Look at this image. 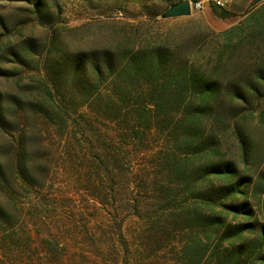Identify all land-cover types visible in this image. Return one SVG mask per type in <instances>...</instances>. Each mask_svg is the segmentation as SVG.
<instances>
[{
  "label": "rangeland",
  "instance_id": "obj_1",
  "mask_svg": "<svg viewBox=\"0 0 264 264\" xmlns=\"http://www.w3.org/2000/svg\"><path fill=\"white\" fill-rule=\"evenodd\" d=\"M173 1L0 0V264H185L183 243L202 233L192 219L208 220L212 209L223 215L217 235L225 240L209 242L197 264H217L235 246L248 250L264 229L262 98L236 102L228 129L210 136L236 179L245 177L237 197L209 192L216 179L169 182L163 165L172 152L155 119L137 139L101 113L114 74L97 81L94 68L105 59L116 73L126 48L161 44L175 65L206 68L227 37L250 32L262 6L228 16L203 0L187 16L162 18ZM242 106L253 115L242 119ZM231 119L242 126L244 153ZM243 202L248 219L233 209ZM246 223L253 232L231 244Z\"/></svg>",
  "mask_w": 264,
  "mask_h": 264
},
{
  "label": "trees",
  "instance_id": "obj_2",
  "mask_svg": "<svg viewBox=\"0 0 264 264\" xmlns=\"http://www.w3.org/2000/svg\"><path fill=\"white\" fill-rule=\"evenodd\" d=\"M177 1L169 3V6ZM250 18L256 20L250 32L245 36L240 34L235 39L227 37L222 54L211 60L206 68L193 61L175 65L170 47L163 48L161 44L126 48L123 62L116 73L108 59H105L103 69L100 66L94 68L97 81L104 74H114L109 99L103 100L101 110L108 121L128 124V130L137 139L140 138L139 131L150 129L153 119L157 122L156 126L166 127L172 153L165 158L163 166L169 182L193 175L202 180L216 179L220 185L216 188L210 186L209 192L216 196L221 193L222 196L230 194L233 197L243 193L241 186L247 185L244 183L245 177L236 179L238 171L235 166L217 155V141L210 140V136L215 132L224 134L228 129L230 118H227V114L239 108L236 102L247 103L248 99L262 98L259 114L264 117V49L261 50L260 45L256 44L257 41L264 43V5ZM246 43L249 46L245 52ZM255 46L261 51L259 55L253 51ZM142 99L146 100L140 105ZM247 108L240 107L242 119L253 115V110ZM258 108L253 107L254 110ZM232 121L234 137L244 153L242 126L238 120ZM182 153L196 154L199 159L194 162L190 158H180ZM233 209L245 213V219L252 217L253 212L246 209L244 202ZM192 220L202 233L183 243L179 256L185 264L202 261L209 242H215L217 248L225 240L223 235H217L220 226L224 225L221 212L212 209L208 220L198 215ZM253 224L240 225L234 231L237 236L229 239L231 244L236 240L243 241L244 232H253ZM248 247V250H244L243 245L235 246L229 255H224L225 259L217 257V264H264V229Z\"/></svg>",
  "mask_w": 264,
  "mask_h": 264
},
{
  "label": "crops",
  "instance_id": "obj_3",
  "mask_svg": "<svg viewBox=\"0 0 264 264\" xmlns=\"http://www.w3.org/2000/svg\"><path fill=\"white\" fill-rule=\"evenodd\" d=\"M248 5H264V0H230L225 3L223 8H221V12L229 16L244 11L248 7ZM204 14L209 19V21L211 20V23L215 25L214 22H216L217 20H215L212 15L208 13Z\"/></svg>",
  "mask_w": 264,
  "mask_h": 264
},
{
  "label": "water",
  "instance_id": "obj_4",
  "mask_svg": "<svg viewBox=\"0 0 264 264\" xmlns=\"http://www.w3.org/2000/svg\"><path fill=\"white\" fill-rule=\"evenodd\" d=\"M191 13L190 0H180L168 6L162 13V18L187 16Z\"/></svg>",
  "mask_w": 264,
  "mask_h": 264
},
{
  "label": "built area",
  "instance_id": "obj_5",
  "mask_svg": "<svg viewBox=\"0 0 264 264\" xmlns=\"http://www.w3.org/2000/svg\"><path fill=\"white\" fill-rule=\"evenodd\" d=\"M228 1L230 0H211V3L215 7H223ZM190 5L191 9H201L203 7V0L190 1Z\"/></svg>",
  "mask_w": 264,
  "mask_h": 264
}]
</instances>
